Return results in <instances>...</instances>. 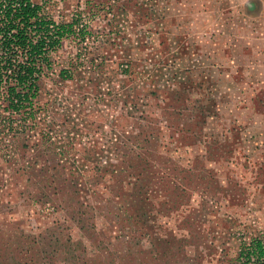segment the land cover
<instances>
[{
    "label": "rangeland",
    "instance_id": "obj_1",
    "mask_svg": "<svg viewBox=\"0 0 264 264\" xmlns=\"http://www.w3.org/2000/svg\"><path fill=\"white\" fill-rule=\"evenodd\" d=\"M37 1L95 39L64 42L73 79L0 151V264L29 237L51 264H230L264 237V0Z\"/></svg>",
    "mask_w": 264,
    "mask_h": 264
},
{
    "label": "trees",
    "instance_id": "obj_2",
    "mask_svg": "<svg viewBox=\"0 0 264 264\" xmlns=\"http://www.w3.org/2000/svg\"><path fill=\"white\" fill-rule=\"evenodd\" d=\"M85 23L81 15L74 16L70 22L56 20L44 1L0 0V151L10 153L18 144H28L33 137L31 133L40 129L43 119V109L39 102L42 82L44 78L57 73L62 81L73 79L77 69L74 60L69 64L70 67L57 72L54 68L55 56L64 49V42L67 40L79 39L86 42L88 39H95L91 26ZM128 70L129 65L123 66L124 72ZM133 132L138 138L139 131ZM50 135V146L54 148L55 138ZM147 168H142L144 170L138 175H141V181L151 179L154 175L153 167L150 174L143 173ZM154 180L151 179L150 184L142 187L132 181L134 193H142L148 201ZM52 235L53 248L59 250L60 245L65 244L54 229ZM44 239L29 237L28 241L18 242L22 246L19 253L23 256L18 253L16 255L12 246L9 264H51L52 259L49 257L39 261L27 256L34 248H41ZM66 244L72 246L71 249L75 247L71 240ZM230 264H264V237L251 238L248 243L243 242L238 256L230 260Z\"/></svg>",
    "mask_w": 264,
    "mask_h": 264
}]
</instances>
